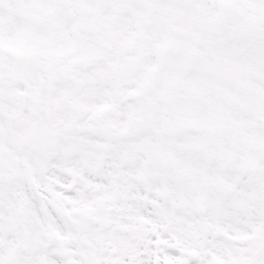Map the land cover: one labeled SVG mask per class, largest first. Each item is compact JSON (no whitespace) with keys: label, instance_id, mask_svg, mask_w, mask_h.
I'll return each instance as SVG.
<instances>
[{"label":"snow or ice","instance_id":"1","mask_svg":"<svg viewBox=\"0 0 264 264\" xmlns=\"http://www.w3.org/2000/svg\"><path fill=\"white\" fill-rule=\"evenodd\" d=\"M0 264H264V0H0Z\"/></svg>","mask_w":264,"mask_h":264}]
</instances>
